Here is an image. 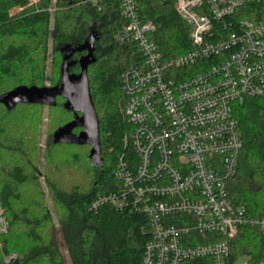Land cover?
I'll return each instance as SVG.
<instances>
[{
	"label": "trees",
	"instance_id": "obj_1",
	"mask_svg": "<svg viewBox=\"0 0 264 264\" xmlns=\"http://www.w3.org/2000/svg\"><path fill=\"white\" fill-rule=\"evenodd\" d=\"M136 1L140 15L155 24L153 38L162 49L174 55L189 48L188 25L170 0ZM15 7L20 8L13 12ZM51 17L54 50L62 56L54 85L60 81L64 54L91 31L96 35V59L89 64L87 76L99 120L102 164H87L84 148L88 144L54 143L51 119L42 155L55 225L39 181L38 143L45 104L17 103L8 109L0 100V203L9 221L7 233L0 236V264H6L3 255L12 252L19 255L16 264H64L65 254L71 264H138L149 238L145 216L110 205L90 208L94 195L114 189L112 171L123 148L126 125L119 107L124 100L120 72L138 60L134 44L114 40L122 22L117 0H103L100 8L82 0L35 4L0 0V96L20 85L43 87L39 81L45 69ZM81 52L75 51L72 60ZM99 61L104 62L103 68L89 78V68ZM69 70L78 71V62ZM57 99L64 100L57 96L54 105H47L49 111L61 108ZM63 103L64 115L72 114ZM234 108L243 144L227 190L234 203L243 204L252 215L264 216V94L247 97ZM230 251L235 258L247 256L249 264H264V231L240 227L230 240ZM183 264L209 263L194 259Z\"/></svg>",
	"mask_w": 264,
	"mask_h": 264
},
{
	"label": "built area",
	"instance_id": "obj_2",
	"mask_svg": "<svg viewBox=\"0 0 264 264\" xmlns=\"http://www.w3.org/2000/svg\"><path fill=\"white\" fill-rule=\"evenodd\" d=\"M170 1L189 29V48L174 55L154 40L136 0H117L114 40L134 44L138 60L120 72L126 125L114 189L94 195L90 208L145 216L138 264H249L233 257L230 240L242 226L264 231V216L234 203L227 181L243 144L234 107L264 94V0ZM8 229L0 203V236ZM18 258L3 255L6 264Z\"/></svg>",
	"mask_w": 264,
	"mask_h": 264
},
{
	"label": "water",
	"instance_id": "obj_3",
	"mask_svg": "<svg viewBox=\"0 0 264 264\" xmlns=\"http://www.w3.org/2000/svg\"><path fill=\"white\" fill-rule=\"evenodd\" d=\"M74 0H70L73 2ZM96 35L90 32L88 37L77 47L71 48L69 53L63 56L60 67V82L53 86H17L2 94L0 100L10 109L17 103H38L54 105L57 96L64 99L63 106L72 112V119L58 126L52 133L54 143L88 144L90 150L88 158L91 164H102L99 120L90 93L87 69L89 64L95 61L93 55ZM86 50L76 61L79 65L78 72H70L69 68L76 61L69 58L75 51ZM81 128L75 132L74 128Z\"/></svg>",
	"mask_w": 264,
	"mask_h": 264
},
{
	"label": "rangeland",
	"instance_id": "obj_4",
	"mask_svg": "<svg viewBox=\"0 0 264 264\" xmlns=\"http://www.w3.org/2000/svg\"><path fill=\"white\" fill-rule=\"evenodd\" d=\"M37 1L39 0H32V4H35ZM53 2V0H52ZM20 7H15L14 9H12V11H17ZM53 17H51V24H50V30H49V38H48V43H47V49H46V55H45V69H44V74H43V78L40 84L43 86H52L54 85V81L56 80L59 71L58 69H56V65L57 62L60 58L61 55H59L55 50H54V43H53ZM62 57V56H61ZM104 66V62H97L94 65H91V67L88 70V75L89 78H92L94 76V74H97ZM64 102V100L62 99H57V104L59 106H61L62 108V103ZM60 109H55V110H48V106L44 105L43 109H42V119H41V124H40V141L38 143V147L40 148V156H39V168H40V175H39V181L41 183V187L43 189V193H44V197H45V202L50 206L51 208V212H52V219L53 222L55 223V225H57V218L56 215L54 213V211L52 210L51 207V201H50V197H49V193H48V189L47 186L45 184L44 181V175H43V170L45 167V161L43 158V150L45 149L46 145H45V139H46V134L48 132V129L50 127L49 124H51V119L53 120V122H55V125L51 128L50 132H51V138H52V133L54 131L55 128H57L59 125L64 124L65 122L71 120L72 118V114L71 113H66L64 115V112ZM63 109V108H62ZM65 111V110H64ZM75 132H78L79 129H75ZM90 150V146L85 145L84 151H85V158L87 161V164H89V166H92L90 164L89 158H88V153ZM94 167V166H92ZM94 171V169H93ZM57 238L60 240V234H57ZM64 264H71L68 256L65 254L64 257Z\"/></svg>",
	"mask_w": 264,
	"mask_h": 264
},
{
	"label": "flooded vegetation",
	"instance_id": "obj_5",
	"mask_svg": "<svg viewBox=\"0 0 264 264\" xmlns=\"http://www.w3.org/2000/svg\"><path fill=\"white\" fill-rule=\"evenodd\" d=\"M85 53H86V50H83V51L80 53V56L83 55V54H85ZM66 54H70L69 51L66 52L64 55H66ZM80 56H79V57H80ZM79 57H78V58H79ZM73 58H74V57H73V53H72L71 56H70V58H69V61L72 60ZM73 61H75V60H73ZM78 66H79V65H78ZM69 71H70V70H69ZM78 71H79V70H78ZM78 71H70V72H78ZM59 82H60V81H59ZM72 115H73V114H72ZM71 119H72V118H71ZM75 129H79V131H80L81 128L77 127V128H74V130H75ZM79 131H78V132H79Z\"/></svg>",
	"mask_w": 264,
	"mask_h": 264
}]
</instances>
